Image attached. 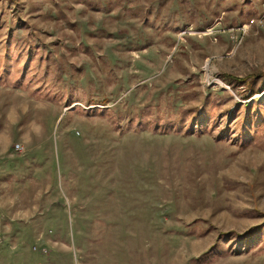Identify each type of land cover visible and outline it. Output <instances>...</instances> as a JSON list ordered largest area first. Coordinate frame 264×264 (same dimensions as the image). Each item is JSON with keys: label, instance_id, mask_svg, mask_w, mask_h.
I'll return each instance as SVG.
<instances>
[{"label": "rangeland", "instance_id": "obj_1", "mask_svg": "<svg viewBox=\"0 0 264 264\" xmlns=\"http://www.w3.org/2000/svg\"><path fill=\"white\" fill-rule=\"evenodd\" d=\"M0 264H264V0H0Z\"/></svg>", "mask_w": 264, "mask_h": 264}, {"label": "built area", "instance_id": "obj_2", "mask_svg": "<svg viewBox=\"0 0 264 264\" xmlns=\"http://www.w3.org/2000/svg\"><path fill=\"white\" fill-rule=\"evenodd\" d=\"M238 29H240V30H241V29H244V27H243V26H240Z\"/></svg>", "mask_w": 264, "mask_h": 264}]
</instances>
